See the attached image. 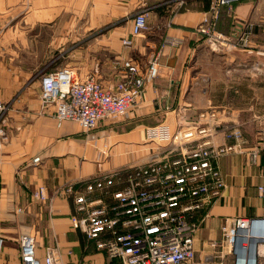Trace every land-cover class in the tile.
<instances>
[{"label": "crops", "instance_id": "0c3cea01", "mask_svg": "<svg viewBox=\"0 0 264 264\" xmlns=\"http://www.w3.org/2000/svg\"><path fill=\"white\" fill-rule=\"evenodd\" d=\"M213 3L0 0V57L21 52H70L74 57L85 53L83 64L106 87L121 78L123 60L135 61L146 72L150 61L159 58V76L146 85L144 103L128 118L104 122L92 132L71 121L59 125L52 107L43 112L39 60L27 68L17 58L9 62L0 58V85L13 90L3 94L9 109L2 121L6 139L0 143V237L5 240L0 264H22L23 234L36 237L41 260L49 249H56L62 264H117L73 228V200L58 191L69 186L80 190L92 177L142 158L146 161L152 150L141 142H146L150 127L164 123L177 129L194 123L200 112L215 109L224 122L242 130L249 146L257 142L264 127V0H242L223 9L218 30L229 35L246 32L250 41L249 48L227 53L213 52L196 31L210 18ZM141 11L148 12L149 31L125 47L123 39L130 36L132 19ZM83 30L95 32L80 40ZM167 39L181 44L165 46ZM101 52L105 57L98 59ZM84 73L78 72L81 77ZM132 151L136 157L129 156ZM218 165L226 188L211 210L197 215L202 222L195 240L200 262L213 260L210 242L221 240L226 219L264 214L258 193L264 155L252 164L247 155L232 154ZM41 186L47 190L46 201L33 198Z\"/></svg>", "mask_w": 264, "mask_h": 264}, {"label": "built area", "instance_id": "2783aa9c", "mask_svg": "<svg viewBox=\"0 0 264 264\" xmlns=\"http://www.w3.org/2000/svg\"><path fill=\"white\" fill-rule=\"evenodd\" d=\"M176 1L183 5L186 0ZM240 1L214 0L210 18L197 27L213 52L249 48L246 32L229 35L218 30L223 9ZM148 31V12L141 11L133 17L131 34L123 45L131 47ZM180 44V40L167 39L164 45ZM119 72L121 78L107 87L95 76L81 77L69 67L43 73L41 109L54 108L59 125L71 121L85 132L104 122H120L144 103L146 85L159 76V58L150 61L146 72L135 61L125 59ZM8 109L0 97V143L6 139L2 121ZM145 136L154 148L142 165L92 177L80 190L69 186L58 191L73 200V228L117 264H264V214L226 219L221 240L211 243L215 251L212 261H198L195 249L202 226L197 215L211 210L226 188L219 160L239 154L257 164L264 155V127L257 142L249 146L239 127L224 122L217 110L210 109L200 112L192 124L173 129L163 123L148 128ZM39 161L36 158L34 163ZM258 193L264 200V176ZM33 198L46 201V188L39 187ZM4 244L0 237V252ZM19 245L22 264H62L56 249H49L39 259L33 235H21Z\"/></svg>", "mask_w": 264, "mask_h": 264}, {"label": "rangeland", "instance_id": "374dc122", "mask_svg": "<svg viewBox=\"0 0 264 264\" xmlns=\"http://www.w3.org/2000/svg\"><path fill=\"white\" fill-rule=\"evenodd\" d=\"M94 32H95L94 30H90V32H88V30H86V31L83 30V32H82L83 37H80V40L87 38V36H89L91 33H94ZM84 45H86V44H84ZM105 54L106 53H104V52L98 53V59H103L105 57ZM12 57L17 58L19 63H24V66H26L27 68H29V66H31V64H33V62H35L36 60H39V63H41V70H42L41 73H45V72H48V71H51V70H54L57 68L62 69V68H66V67L75 68L78 70V72H85L84 75H88L91 73V71H93V70H90V68H86V66L83 64V63H85V59L88 58V55H86L85 53H83L81 55V57H80V55H78L77 57H74L73 54L70 52H67V53L53 52V53H46V54L45 53L44 54L29 53V52H21V53H17V54L2 53L0 58H1L2 62H5V61L9 62ZM81 63H82V65L80 66L79 64H81ZM76 65H78V66H76ZM99 71H101V70H99ZM38 86L39 85H35V89H38ZM9 87L10 86H8V85H0V97L2 98L3 101H4L3 94H5L7 92H13L12 88L10 89ZM13 88H14V86H13ZM31 90H34V88ZM141 145L149 146V147H147L149 149L154 148V145L151 143H148L147 141L146 142L144 141L143 144L141 142ZM110 150L111 149H109L108 154H107V156H109L108 160H109V158H111ZM129 156L131 158H133V156L136 157V155L133 154V151L129 152ZM142 160H143V158L141 159V161ZM139 161L136 160V161L130 162L124 166H121L120 168H118L117 170H114V171H119V170L121 171V170L130 168V167L134 166V164H136V162L139 163V164H136L138 166L145 163V161H143V162H141V161L139 162ZM125 175H126L125 172H123L121 174V178L124 179ZM201 229H202V226H201L199 232L201 231ZM211 243H212V241L210 242V246H211Z\"/></svg>", "mask_w": 264, "mask_h": 264}]
</instances>
